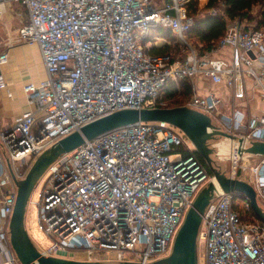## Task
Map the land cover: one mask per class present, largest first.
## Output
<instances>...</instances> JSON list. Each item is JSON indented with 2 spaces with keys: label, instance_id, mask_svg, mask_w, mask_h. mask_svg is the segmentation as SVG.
<instances>
[{
  "label": "built area",
  "instance_id": "obj_1",
  "mask_svg": "<svg viewBox=\"0 0 264 264\" xmlns=\"http://www.w3.org/2000/svg\"><path fill=\"white\" fill-rule=\"evenodd\" d=\"M15 1L28 15L16 40L40 47L47 76L24 84L32 107L0 132V264H23L10 240L14 179L24 178L36 157L60 138L119 109L160 107L171 82L198 75L236 87L247 75L264 99V29L240 18L230 20L216 45L199 53L187 42L193 0ZM156 28L169 29L187 44L184 59L147 51ZM227 46L234 49L232 61L212 55ZM8 60L4 50L0 88L8 85L1 71ZM242 97L237 90L240 101L229 114L221 110L225 100L215 90L194 92L185 105L218 118L224 128L214 124L236 136H223L228 152L221 149L223 141L214 146V164L221 169L218 159H231L227 175L248 181L264 201V155L245 151L254 140L264 141V115L243 114ZM173 127L136 121L86 140L50 163L36 204L40 227L56 240L40 251L68 257L74 255L69 248L86 247L92 260L96 250H114L109 261L140 264L168 256L197 194L213 178L194 153L179 151L180 146L196 150L187 134ZM234 200L230 192L217 193L205 208L198 232L204 264H264V222L242 219ZM244 206L251 208L249 199Z\"/></svg>",
  "mask_w": 264,
  "mask_h": 264
},
{
  "label": "water",
  "instance_id": "obj_2",
  "mask_svg": "<svg viewBox=\"0 0 264 264\" xmlns=\"http://www.w3.org/2000/svg\"><path fill=\"white\" fill-rule=\"evenodd\" d=\"M136 121H166L183 130L191 139L195 150L205 158L213 173V178L199 191L189 208L176 235L172 252L162 259L147 264H198L197 244L202 215L217 193L230 192L234 197L242 196L244 199H249L254 213L264 222V208L257 198L254 186L246 180L227 175L214 164L212 157L214 148L209 141L219 136L236 137L235 135L216 126L207 113L187 105L123 108L100 116L60 138L36 157L24 178L14 179L17 185V198L9 224L10 240L23 264H140L126 260H85L47 256L35 247L25 225V214L31 195L50 163L62 153L76 148L86 140ZM245 151L264 155V141L254 140Z\"/></svg>",
  "mask_w": 264,
  "mask_h": 264
},
{
  "label": "crops",
  "instance_id": "obj_3",
  "mask_svg": "<svg viewBox=\"0 0 264 264\" xmlns=\"http://www.w3.org/2000/svg\"><path fill=\"white\" fill-rule=\"evenodd\" d=\"M27 16V8L21 2L0 0V53L4 50L9 51L8 62L1 66L8 85L7 88H0V132L8 128L11 123L32 107V103L28 101L24 91V84L29 81L39 82L47 76L40 47L37 44L16 40L18 35L16 31L26 22ZM170 36L172 34L169 29L156 28L153 30V40L149 43L147 51L152 46H161L165 42H169ZM212 55L230 62L234 57V49L227 46L213 52ZM184 80L171 82L168 85L174 87L173 92H175L176 98L181 94L184 95L185 91H189L192 95L194 92L205 95L210 90H215L225 100L221 110L229 114L235 110V103L240 101L236 99L238 90V92H243V106H241L243 114L246 116L264 115V99L261 90L254 86L253 79L247 75H243L237 87L227 84L216 85L204 75L186 79L188 80L186 84H183ZM8 91L12 92L11 97L7 94ZM171 96L173 95L171 94ZM1 193L2 188H0V196Z\"/></svg>",
  "mask_w": 264,
  "mask_h": 264
},
{
  "label": "trees",
  "instance_id": "obj_4",
  "mask_svg": "<svg viewBox=\"0 0 264 264\" xmlns=\"http://www.w3.org/2000/svg\"><path fill=\"white\" fill-rule=\"evenodd\" d=\"M255 5L259 6L257 14H254L252 11ZM203 8L207 10L206 13L198 15L196 14L200 10L198 0L191 2L190 14L194 16V23L187 33V37L194 38L200 44L202 50L211 49L216 45L225 34L229 21L235 18L245 20L249 26L264 29V0H207ZM211 8H216L218 12L211 14ZM170 39H174V37L170 36L169 42H165L161 46H152L148 51L152 54H168L173 60L179 59L175 58V51L181 49V46H184V44L180 40L172 41ZM183 82H185L183 84H186L188 80L185 79ZM173 88L168 86L166 91H164V104H159L160 107L185 105L192 96L189 91H185L184 95L181 94L180 97L176 98ZM171 94L173 96L170 97ZM211 141H209L210 144ZM178 149L184 154L194 153L207 170L211 172L205 158L199 152L189 150L186 146H180ZM235 209L244 220L263 222L256 216L252 207L246 209L244 206L243 209H238L235 205ZM248 217L251 219H248Z\"/></svg>",
  "mask_w": 264,
  "mask_h": 264
},
{
  "label": "rangeland",
  "instance_id": "obj_5",
  "mask_svg": "<svg viewBox=\"0 0 264 264\" xmlns=\"http://www.w3.org/2000/svg\"><path fill=\"white\" fill-rule=\"evenodd\" d=\"M199 2H200V4H199L200 10L196 14L203 15L207 11L203 8L205 6V4L207 3V0H199ZM258 10H259V6L255 5L253 7L252 11L254 12V14H257ZM160 31L163 32V30H160ZM16 34H18V31H16ZM170 40L177 41L175 38L170 39ZM187 42H188V44L192 45V47L199 53H203L206 50V49L202 50L200 44H198L194 40V38H187ZM181 43H183L184 46H181L182 47L181 49H177L175 51L176 52L175 58L184 59L186 57L187 53L190 51L189 50L190 48L187 46V44L185 42L181 41ZM212 121L216 125L223 127L222 123L219 121L218 118L213 117ZM173 129L176 132H178L181 136L185 135V133L180 128H178L177 126L174 125ZM218 142H222L221 143V149L223 150V152H228V149H229L228 140L225 139L223 136H219L218 138L213 139L211 141V145L213 146V148H215L214 146H216V144ZM189 145L191 148H193L192 143H189ZM212 157L213 158L216 157V152L212 154ZM258 160H259V157L256 156L252 159L251 163L256 164L258 162ZM217 164L219 166H221V170L224 171L226 174L230 173V165L232 164L231 159L229 161L225 160V159H218ZM40 180H41L40 183L37 184L35 190L33 191L32 195H31L32 202H29V204L27 205L26 214H25L26 228L28 230V233L31 237L32 242L34 243L35 247L39 251L42 249L48 248L56 240L50 234H47L43 228L40 227V223L38 220V206H37L36 202H38L40 200L39 193L43 189V185H44V182L46 180V176H44V174H43V176L40 178ZM258 200L264 208V201H262L261 199H258ZM234 203L238 209H243L245 199L242 196H236ZM248 219H251V218L248 217ZM197 248H198V264H204V257L202 254L203 244H202V241H200V239H198ZM68 250H70V252H71V250H73L74 255H70L66 258H74V259L76 258V259H85V260H86V258L89 259L86 247H76V248H71V249L69 248ZM115 257H116V252L114 250L113 251H107L104 249V250H96L94 252V254L91 256V259L95 260V259L101 258V260L108 261V260L115 259Z\"/></svg>",
  "mask_w": 264,
  "mask_h": 264
}]
</instances>
